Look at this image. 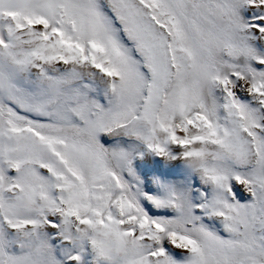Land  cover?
<instances>
[{
    "label": "snow or ice",
    "instance_id": "1",
    "mask_svg": "<svg viewBox=\"0 0 264 264\" xmlns=\"http://www.w3.org/2000/svg\"><path fill=\"white\" fill-rule=\"evenodd\" d=\"M0 264H264V0H0Z\"/></svg>",
    "mask_w": 264,
    "mask_h": 264
}]
</instances>
